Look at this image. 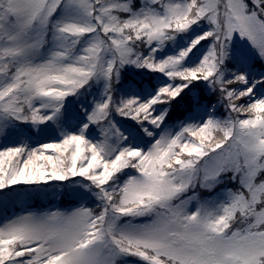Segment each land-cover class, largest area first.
Here are the masks:
<instances>
[{
    "label": "snow or ice",
    "instance_id": "1",
    "mask_svg": "<svg viewBox=\"0 0 264 264\" xmlns=\"http://www.w3.org/2000/svg\"><path fill=\"white\" fill-rule=\"evenodd\" d=\"M0 215V264H264V0H0Z\"/></svg>",
    "mask_w": 264,
    "mask_h": 264
},
{
    "label": "trees",
    "instance_id": "2",
    "mask_svg": "<svg viewBox=\"0 0 264 264\" xmlns=\"http://www.w3.org/2000/svg\"><path fill=\"white\" fill-rule=\"evenodd\" d=\"M134 3L136 6H139L140 4V0H134ZM122 78L126 79L128 81L131 80H135V81H143L144 83H147L149 81L150 78V74L147 73L146 71H142V70H133L131 72L128 73V75L126 77H124L123 73H122ZM120 85H114V88H119ZM230 87H235V85L230 86ZM196 91L198 93L201 94L202 99L205 102H208L209 100L211 101H215L216 100V95L215 94H208L206 92L203 91L202 87L197 88ZM114 99L117 98V96L119 95L118 93L114 92ZM69 99H74L73 97H69ZM245 100L247 99V97L244 98ZM243 101H237L236 103H242ZM174 107L172 108V110L169 113V119L166 121L167 123H171L172 125H175L177 123V121L181 120L186 112H187V105H188V99L185 100L184 103L181 104H176V102H173ZM157 107H167V105H159ZM216 115L218 116H225V109L222 107L217 108L216 111ZM233 115L235 116L236 114L233 113ZM117 119H123L117 116ZM218 135V134H217ZM76 179H80V178H76ZM226 187H234L231 183L226 184V185H221L220 188H226ZM219 190V188L217 189V191ZM200 192V196L201 198L207 197L210 194L207 193L206 191L200 189L198 190ZM60 199L57 200L53 197V195H49V196H42V197H37V198H33L32 200H28L25 201L22 204H18L16 206H11L10 208L7 209V212L5 215H14L18 212H22L25 209H31L32 211H39L42 209H53V210H62V211H67L70 210L71 208H73L75 206V200L67 195H59ZM90 203V202H89ZM4 215H0V219H3ZM129 260L133 262V264H136V258L133 257H129Z\"/></svg>",
    "mask_w": 264,
    "mask_h": 264
},
{
    "label": "rangeland",
    "instance_id": "3",
    "mask_svg": "<svg viewBox=\"0 0 264 264\" xmlns=\"http://www.w3.org/2000/svg\"><path fill=\"white\" fill-rule=\"evenodd\" d=\"M39 127L40 128H44V127H46V125H40ZM49 139H51V137H49V136H39V137L33 138L32 143H39L40 141H46V140H49ZM53 197L55 199H57V200L60 199L59 195H53ZM10 209H12V208H10ZM50 210H52V209H50Z\"/></svg>",
    "mask_w": 264,
    "mask_h": 264
}]
</instances>
